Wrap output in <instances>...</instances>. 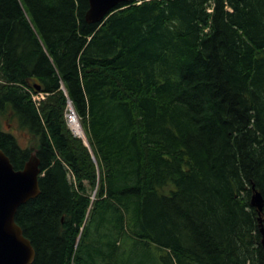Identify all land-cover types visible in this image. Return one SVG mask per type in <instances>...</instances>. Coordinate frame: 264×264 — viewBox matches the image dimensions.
Returning a JSON list of instances; mask_svg holds the SVG:
<instances>
[{"label":"trees","instance_id":"obj_1","mask_svg":"<svg viewBox=\"0 0 264 264\" xmlns=\"http://www.w3.org/2000/svg\"><path fill=\"white\" fill-rule=\"evenodd\" d=\"M89 8L0 0V149L42 171L16 213L33 264H122L118 237L160 264H264V0Z\"/></svg>","mask_w":264,"mask_h":264},{"label":"water","instance_id":"obj_2","mask_svg":"<svg viewBox=\"0 0 264 264\" xmlns=\"http://www.w3.org/2000/svg\"><path fill=\"white\" fill-rule=\"evenodd\" d=\"M136 0H89L86 13L89 23L101 25L122 5ZM39 89V88H38ZM87 142V139H85ZM40 161L36 152L31 154L23 169L16 170L10 158L0 149V264H33L36 251L16 222L18 209L40 193ZM251 205L259 212L263 210L264 198L254 188ZM262 247L264 251V225L261 224Z\"/></svg>","mask_w":264,"mask_h":264},{"label":"rangeland","instance_id":"obj_3","mask_svg":"<svg viewBox=\"0 0 264 264\" xmlns=\"http://www.w3.org/2000/svg\"><path fill=\"white\" fill-rule=\"evenodd\" d=\"M77 123H79L80 129H82L84 132V136H83L84 138L81 137V139L85 142L86 141L85 138L87 139V136H86V133L79 119L77 120ZM2 128L3 130L7 132L8 131L12 132L17 137L18 143L21 147L27 148L30 146V139H29L28 134H24L23 132H19L16 130L11 131V129L7 127L6 125L3 126ZM76 136L78 137V135ZM85 143H86V146L89 148L88 139H87V142ZM115 235L117 234L115 233ZM118 239L120 240V244H121L119 248H120V251L122 252V255L120 258V261H122L121 262L122 264H160L158 255L164 257V254H165L164 252L158 253L157 251L158 255L154 256L153 249H149V247H144L143 245L132 246V243H131L132 241L127 237H124L123 239H120V237H118ZM162 261H163V258H162Z\"/></svg>","mask_w":264,"mask_h":264},{"label":"bare ground","instance_id":"obj_4","mask_svg":"<svg viewBox=\"0 0 264 264\" xmlns=\"http://www.w3.org/2000/svg\"><path fill=\"white\" fill-rule=\"evenodd\" d=\"M76 119L78 120L77 116L75 114H72L71 115V119H70V126L73 128V130L76 132V134H78V135L83 137L84 136V132H83L82 129H80L79 123H77ZM76 123H77V125H76Z\"/></svg>","mask_w":264,"mask_h":264},{"label":"built area","instance_id":"obj_5","mask_svg":"<svg viewBox=\"0 0 264 264\" xmlns=\"http://www.w3.org/2000/svg\"><path fill=\"white\" fill-rule=\"evenodd\" d=\"M34 98L37 99V100H40V99L44 98V96L41 95V96H36V97H34ZM69 119H71V116H69Z\"/></svg>","mask_w":264,"mask_h":264}]
</instances>
